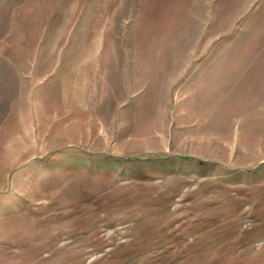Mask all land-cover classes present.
Returning a JSON list of instances; mask_svg holds the SVG:
<instances>
[{"label": "rangeland", "instance_id": "374dc122", "mask_svg": "<svg viewBox=\"0 0 264 264\" xmlns=\"http://www.w3.org/2000/svg\"><path fill=\"white\" fill-rule=\"evenodd\" d=\"M0 264H264V0H0Z\"/></svg>", "mask_w": 264, "mask_h": 264}]
</instances>
